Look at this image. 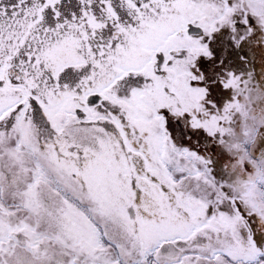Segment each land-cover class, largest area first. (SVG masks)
<instances>
[{
	"label": "snow or ice",
	"instance_id": "6c2138e0",
	"mask_svg": "<svg viewBox=\"0 0 264 264\" xmlns=\"http://www.w3.org/2000/svg\"><path fill=\"white\" fill-rule=\"evenodd\" d=\"M0 264H264V0H0Z\"/></svg>",
	"mask_w": 264,
	"mask_h": 264
}]
</instances>
